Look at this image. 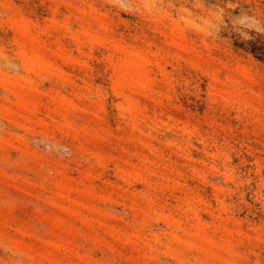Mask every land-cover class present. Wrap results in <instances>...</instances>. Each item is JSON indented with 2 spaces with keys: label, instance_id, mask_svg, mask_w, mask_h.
<instances>
[{
  "label": "rangeland",
  "instance_id": "374dc122",
  "mask_svg": "<svg viewBox=\"0 0 264 264\" xmlns=\"http://www.w3.org/2000/svg\"><path fill=\"white\" fill-rule=\"evenodd\" d=\"M264 0H0V264H264Z\"/></svg>",
  "mask_w": 264,
  "mask_h": 264
},
{
  "label": "trees",
  "instance_id": "16d2710c",
  "mask_svg": "<svg viewBox=\"0 0 264 264\" xmlns=\"http://www.w3.org/2000/svg\"><path fill=\"white\" fill-rule=\"evenodd\" d=\"M258 43H261L259 40L256 42L249 43V47L247 50L253 55H263L264 56V48H261ZM263 45V43H261Z\"/></svg>",
  "mask_w": 264,
  "mask_h": 264
}]
</instances>
